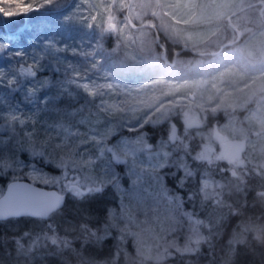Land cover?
Listing matches in <instances>:
<instances>
[{
  "label": "rangeland",
  "instance_id": "rangeland-1",
  "mask_svg": "<svg viewBox=\"0 0 264 264\" xmlns=\"http://www.w3.org/2000/svg\"><path fill=\"white\" fill-rule=\"evenodd\" d=\"M251 1L73 0L62 10L66 0H25L37 12L22 14L47 23L41 30L34 26L36 21L10 24L15 29L27 27L31 38L15 53L22 62L20 76L15 73L16 61L0 66V158L29 160L35 148L42 149L53 166L62 160L75 163L67 168V181L60 182L65 187L79 180L82 192L112 183L119 198L116 205L107 206L108 214L131 232L138 254L156 259L166 247L179 249L177 239L183 233L178 191L182 187L187 191L185 181H196L200 197L213 200L222 184L218 178H200L189 170L188 144L199 145V157L198 150L193 155L207 162L211 153L227 158V153L239 155L242 149L243 157L264 169V20L260 23L246 8L236 12ZM261 2L256 10L264 18ZM14 7L0 3L5 12ZM124 7L127 11H122ZM51 8L62 9L49 12L47 18L39 16ZM228 16L235 29L245 32L239 39L238 32L231 31L230 39H239L237 45L208 61L187 58L190 67L178 76L172 70L153 76L167 73V67L151 60L157 47L151 25L166 39L176 38L205 52ZM108 32L115 37L112 46L120 49L121 58L111 56L113 70L100 64L92 39ZM163 52L159 49L156 54ZM220 110L225 116L216 130L226 137L216 136L217 140L212 124ZM150 121L167 123L166 136L155 143L142 129ZM122 128L130 135L118 134ZM108 145L123 164L121 171L112 164ZM36 166L58 175L39 158ZM28 170L0 174L6 177L0 186L5 188L14 176L32 182ZM123 180L127 189L121 187ZM36 184L64 192L55 184ZM150 184L162 188V193L147 192Z\"/></svg>",
  "mask_w": 264,
  "mask_h": 264
},
{
  "label": "trees",
  "instance_id": "trees-1",
  "mask_svg": "<svg viewBox=\"0 0 264 264\" xmlns=\"http://www.w3.org/2000/svg\"><path fill=\"white\" fill-rule=\"evenodd\" d=\"M259 1L264 0H253L247 4L249 6H244H247L245 10L250 12L252 17L257 15L261 23L264 19L256 10ZM66 2L64 7L62 6L64 9H46L43 13H39V16L46 17L49 12L55 14L58 10H65L71 7L73 0H66ZM125 10L127 11L126 7L122 11ZM36 12L30 11L28 15L32 16ZM28 15L22 13L4 17L0 15V66L16 61L17 76L22 74L19 70L22 62L18 63L20 56L15 53L28 45L31 32L25 27L12 35L10 32L16 29L10 24L36 21L34 26L41 30L47 23L38 21L41 18L37 16L29 17ZM151 29L156 40L155 32L153 28ZM231 31L237 32L225 19L211 38L212 47L205 52H198L188 45L184 47L185 44L176 41V38L166 39L159 33L161 44L153 47L151 60L165 64L168 69H165L167 73L155 72L153 76H166L171 70L175 76L180 75V72L186 73L187 67L191 64L186 61L187 58L207 59L204 61L213 57L218 58L237 45L240 39L224 45L219 50L221 45L232 40L230 39ZM244 34L245 32L241 33L242 36ZM114 38L110 32L103 37H92L96 43V49L100 52V64L109 65L110 70L113 67L111 64L114 63L111 56L115 55L114 59L121 58L119 46L111 44ZM159 49H163L162 55L156 54ZM242 112L243 109L240 110V113ZM223 116L225 112L222 110L213 115L212 133L215 137L224 139L226 136L215 129V125L218 127L222 122ZM142 129L149 142L155 143L166 136L167 123L150 121L143 124ZM117 133L130 135V131L126 128L118 130ZM190 138L194 140L192 135ZM216 139L218 140L217 137ZM188 148L190 150L187 154L189 170L200 178L206 176L218 178L222 184L213 200H203L200 197L199 184L196 181H185L189 185L187 191L183 187L178 191L180 196L177 200V213H182L179 215L181 218L179 224L183 233L181 238L177 239L180 241L179 249L166 247L164 254L162 250V255L156 259L145 258L141 253L138 254L131 232L118 225L108 214L107 206L116 205L119 198V193L112 189V183L105 184L102 191H93L80 198L74 196L67 190L66 185L64 187L60 182L54 186L64 191V203L47 217L25 215L20 218L0 220V264H264V169L262 165L243 157L242 149L239 155L227 153V158L224 155L213 156L211 153L210 161L207 162L197 158L200 152L199 145L192 147L188 144ZM197 150L196 157L193 153ZM232 156H236L233 161L228 159ZM111 159L112 164L121 171L123 164L118 161V157L113 158L111 155ZM47 165L50 166L45 167L47 170L60 174V170L56 169L52 163ZM5 180L6 177L5 179L0 177V184H5ZM122 183L121 187L126 186L127 189L129 185L127 180H123L121 185ZM174 184L177 185V183ZM156 187L150 184L147 192L155 191L161 194L162 188ZM167 192L170 196L169 189H165L164 193ZM116 213L122 216L120 210Z\"/></svg>",
  "mask_w": 264,
  "mask_h": 264
},
{
  "label": "snow or ice",
  "instance_id": "snow-or-ice-1",
  "mask_svg": "<svg viewBox=\"0 0 264 264\" xmlns=\"http://www.w3.org/2000/svg\"><path fill=\"white\" fill-rule=\"evenodd\" d=\"M0 3L14 4L15 6L14 9L8 12L0 8V12H3L5 15H15L33 10V5L26 3L25 0H0ZM109 27H111V25H109ZM100 155L103 156V149ZM37 158L43 163H52L50 160H45V153L42 149L37 151L35 148H32L29 160L16 158L5 161L0 158V174L29 169L27 171V176L33 182L32 184L21 183L19 179L14 176L13 181L7 185V194H5V189L0 186V216L4 218H20L25 215L43 217L47 216L52 209L62 206L63 197L51 193L38 192L35 189V184L54 185L59 184L60 181H67V168L70 166L75 167V163L62 160L54 165L56 169L60 170V174L49 175L36 166ZM66 188L68 191L72 192L74 196L80 198L91 194V190L89 193L81 191L79 180H77L76 183H67ZM102 190V187H97L95 189L97 192ZM32 202H48V206L46 208L32 209L30 207Z\"/></svg>",
  "mask_w": 264,
  "mask_h": 264
},
{
  "label": "water",
  "instance_id": "water-1",
  "mask_svg": "<svg viewBox=\"0 0 264 264\" xmlns=\"http://www.w3.org/2000/svg\"><path fill=\"white\" fill-rule=\"evenodd\" d=\"M263 5H264V4H263ZM247 6H249V5H247ZM247 6H244V7L240 8V9H238L236 12L241 11L242 9L246 8ZM26 16H27V14H26ZM262 19H264V18H262ZM227 20L229 21V23L231 24V26L234 27V25H233V24L231 23V21H230V16L227 17ZM26 23H27V21H26ZM26 23H25V24H26ZM151 26H152V28H153V30H154V32H155V35H156V42H157V44L160 45L161 42H160L159 32H158V30L156 29L155 25H151ZM20 30H22V28H17L15 31L10 32V34L13 35L14 33H17V32H19ZM236 30H237V32H238V38H240V37H241V31L238 30V29H236ZM238 38H237V39H238ZM237 39H234V40L228 41V42H226L225 44L221 45L220 48H219V50H220L221 48H223L224 45L231 44V43L235 42V40H237ZM184 47H188V46L185 45ZM191 50H192V49H191ZM192 51H193V52H196V51H194V50H192ZM216 128H217V126L215 125V129H216ZM171 141L173 142L174 140L172 139ZM226 141H227V139L224 140V143H226ZM107 150H108V152L111 153V155H112L113 158H116V155H115V153L113 152V148H112L111 145H108V146H107ZM12 181H13V179L10 180V181H8V182L6 183L5 188H4V189H5V194H7V193H6L7 185H8L10 182H12ZM19 182H21V183H25V184H32V182H30V181H28V180H26V179H19ZM35 189H36V191H38V192H46V193H51V194L59 195V196L63 197V203H64V200H65V193H64V192H61V191H59V190H57V189L54 188V187H45V186H42V185L35 184ZM62 205H63V204H62ZM47 206H48V202H32V203L30 204V207H31L32 209L46 208ZM60 207H61V206H60ZM60 207H56V208L52 209V210L49 212V214H50L51 212L55 211L56 209L60 208ZM49 214H48V215H49ZM48 215H47V216H48ZM26 216H29V215H26ZM47 216H43V217H41V218H45V217H47ZM33 217H34V216H33ZM3 219H6V218L0 216V220H3Z\"/></svg>",
  "mask_w": 264,
  "mask_h": 264
},
{
  "label": "flooded vegetation",
  "instance_id": "flooded-vegetation-1",
  "mask_svg": "<svg viewBox=\"0 0 264 264\" xmlns=\"http://www.w3.org/2000/svg\"><path fill=\"white\" fill-rule=\"evenodd\" d=\"M263 4V3H262ZM220 136H222L221 134H219ZM219 137V136H218ZM223 144H224V141H223ZM229 148H231L232 150H234V147L233 146H229Z\"/></svg>",
  "mask_w": 264,
  "mask_h": 264
}]
</instances>
